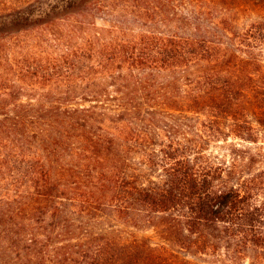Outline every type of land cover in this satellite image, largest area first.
<instances>
[{
	"label": "trees",
	"instance_id": "trees-1",
	"mask_svg": "<svg viewBox=\"0 0 264 264\" xmlns=\"http://www.w3.org/2000/svg\"><path fill=\"white\" fill-rule=\"evenodd\" d=\"M189 1L0 0V264L264 260L261 23L197 16L264 0Z\"/></svg>",
	"mask_w": 264,
	"mask_h": 264
},
{
	"label": "rangeland",
	"instance_id": "rangeland-1",
	"mask_svg": "<svg viewBox=\"0 0 264 264\" xmlns=\"http://www.w3.org/2000/svg\"><path fill=\"white\" fill-rule=\"evenodd\" d=\"M180 1V0H179ZM178 5L177 8L182 12H189V10L192 8V3L189 0H182V2H176ZM195 7V6H194ZM219 8V7H218ZM208 10L207 8L204 10V18L200 17L201 15H197L201 20H203L204 25H211V23H215L219 25L220 27L223 26V24L226 23V21H229L231 23L235 24L236 30H239V28H242L244 26H247L250 22H259L261 25L256 30V39L254 43L253 48V54L255 56V60L258 61V63H261L264 65V8L258 7L255 10H248L240 12L238 15L235 12H222L220 10L213 8ZM169 15L172 13V8L168 9L167 11ZM224 19V20H223ZM220 20V22H219ZM223 20V21H222ZM97 23L100 25H103L104 22L102 19L98 18ZM173 23V22H171ZM172 25V24H170ZM205 27V26H203ZM240 145L244 149H250L252 152L260 151L264 154V132L260 130V132L257 135V141L253 143H249L246 141H240ZM213 152H219L220 148L215 144L212 147ZM264 167V163H260L257 165V167ZM146 234H149L150 232H144ZM207 259H212V256H207ZM241 264H264V260L256 261V259L249 258L247 256H244L242 259Z\"/></svg>",
	"mask_w": 264,
	"mask_h": 264
}]
</instances>
